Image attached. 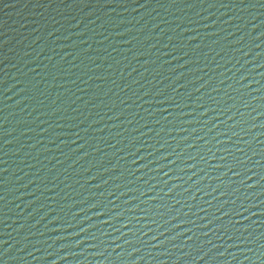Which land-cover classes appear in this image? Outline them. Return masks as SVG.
I'll use <instances>...</instances> for the list:
<instances>
[{"label": "water", "instance_id": "water-1", "mask_svg": "<svg viewBox=\"0 0 264 264\" xmlns=\"http://www.w3.org/2000/svg\"><path fill=\"white\" fill-rule=\"evenodd\" d=\"M0 264H264V0H0Z\"/></svg>", "mask_w": 264, "mask_h": 264}]
</instances>
